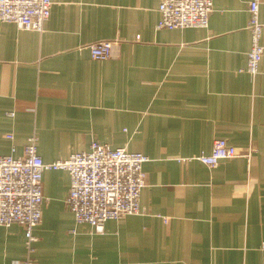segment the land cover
<instances>
[{"label":"crops","instance_id":"0c3cea01","mask_svg":"<svg viewBox=\"0 0 264 264\" xmlns=\"http://www.w3.org/2000/svg\"><path fill=\"white\" fill-rule=\"evenodd\" d=\"M160 1L52 0L42 32L0 22V155L22 156L35 135L44 162L92 141L148 156L142 212L98 232L67 209L68 173L45 171L34 252L22 225L0 226V264H264V54L247 73L250 0H213L208 25L185 29L156 28ZM259 21L264 44V1ZM100 40L113 41L104 61L87 49ZM216 139L251 157L180 161Z\"/></svg>","mask_w":264,"mask_h":264},{"label":"built area","instance_id":"2783aa9c","mask_svg":"<svg viewBox=\"0 0 264 264\" xmlns=\"http://www.w3.org/2000/svg\"><path fill=\"white\" fill-rule=\"evenodd\" d=\"M264 0L248 3L247 29L251 47L245 71L255 75L264 54L261 43L262 24L259 7ZM52 0H0V22L20 29L42 32L50 16ZM213 10V0H161L157 29L204 28ZM113 41L100 40L87 46L94 60L104 61L112 55ZM12 115V114H10ZM12 139V135H6ZM236 147L225 139H216L209 153L201 152L182 162L197 160L214 168L221 160L236 156ZM148 156L125 148H111L92 141L88 150L75 152L65 159L44 162L37 152V137L30 136L23 155H0V226L22 225L25 246L34 252L37 237L33 231L42 218V206L47 201L42 191L45 171L61 170L69 175L65 205L77 224H87L96 232L108 220H119L142 212L141 191L146 185L143 164ZM28 259L25 264H29Z\"/></svg>","mask_w":264,"mask_h":264},{"label":"water","instance_id":"95a60500","mask_svg":"<svg viewBox=\"0 0 264 264\" xmlns=\"http://www.w3.org/2000/svg\"><path fill=\"white\" fill-rule=\"evenodd\" d=\"M236 155H240L242 156L243 158L249 160L248 158L251 157V151H249V149H247L246 151H243V152H238L236 153ZM215 168V167H214Z\"/></svg>","mask_w":264,"mask_h":264}]
</instances>
